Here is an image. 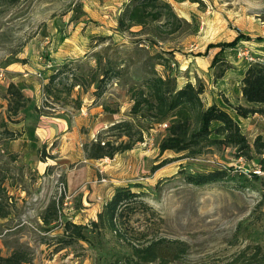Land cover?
I'll return each instance as SVG.
<instances>
[{
    "label": "rangeland",
    "instance_id": "374dc122",
    "mask_svg": "<svg viewBox=\"0 0 264 264\" xmlns=\"http://www.w3.org/2000/svg\"><path fill=\"white\" fill-rule=\"evenodd\" d=\"M127 1L19 0L11 6L0 0V203L7 212L5 218L0 217L1 255L22 248L36 259L35 264L111 263L128 253V244L119 243L110 233L98 239L85 232L87 242L61 250L56 239L62 235L65 221L88 226L97 220V213L116 188L139 184L133 191L142 193L148 208L132 217L125 227V238L137 246L158 240L178 242L183 251L177 258L151 264H264V191L259 186L241 188L237 180L202 187L185 182L187 175L213 170L264 176L254 162L237 159L233 150L224 148H208L194 158L160 152L166 134L162 124L167 122L150 126L142 133V142L110 161L90 162L85 158V146L99 136L103 142L115 140L114 132L107 130L109 124L95 128L91 119L78 117L92 102L95 86L75 87L66 96L62 89L70 81L63 80L66 86L57 88L61 90L59 99L45 98L43 85L51 67L73 65L74 73L83 72L89 79L90 72L100 71L97 57L101 66L108 60L130 59L128 74L112 80L90 107L105 104L117 110L118 121L131 120L133 102L126 90L132 83L131 74L140 69L146 54L134 53L139 37L116 32V19ZM202 1L203 6L189 2L180 6L168 0L176 14L187 13L188 21L195 19L199 31L153 43L144 48L145 52L167 55L173 51L175 65L170 64V69L174 75L183 59L205 58L212 49L242 68L248 62L238 54L247 51L257 59L264 57V0ZM229 43L235 46L227 47ZM155 70L161 74L163 67L155 65ZM238 73L231 74V83L239 79ZM10 83L31 100L17 116L9 118L6 89ZM238 92L235 86L229 92L230 109L246 106L239 102ZM218 96L223 101V90ZM31 101L34 106H29ZM230 109L249 143L258 136L264 140V116L256 114L243 120ZM59 116L67 121V134L56 128L42 142L30 138L33 144L28 145L27 134L31 137L39 121L57 125L46 117ZM116 141L125 142L126 138ZM164 160L169 163L156 169ZM52 201H57L58 221L48 226L53 228L47 232L41 216Z\"/></svg>",
    "mask_w": 264,
    "mask_h": 264
},
{
    "label": "trees",
    "instance_id": "16d2710c",
    "mask_svg": "<svg viewBox=\"0 0 264 264\" xmlns=\"http://www.w3.org/2000/svg\"><path fill=\"white\" fill-rule=\"evenodd\" d=\"M6 2L12 6L19 0H6ZM174 2L204 5L202 0H174ZM133 29L137 31H132ZM198 31L197 21L195 19L188 21L179 17L168 0H128L123 5L116 19V32L139 37L140 39L135 42L137 44L134 53L146 54L140 69L131 74L132 83L126 90L129 100L133 102L129 111L132 118L117 121L107 128L109 132H114V141L103 142L99 136L97 140L85 146L84 153L87 160L109 159L110 161L117 154L128 151L136 143L142 142V133L151 128L150 126L167 122L166 134L159 145L160 152L172 151L175 154H183L180 158H194L208 148L230 149L237 159L254 162L258 170L264 173V140L258 136L252 143L248 142L237 121L228 112L230 108L227 99H223L225 106L206 105L202 100L205 90L200 81L196 80L195 85L187 82L181 87L177 86V76L172 74L170 69V64L174 63L173 51L167 55L163 53L149 55L145 52L144 48H148L153 43H164L173 38L196 35ZM228 46L235 45L229 43ZM96 60L100 71L90 72L89 79L83 75V72L74 73L76 67L73 65L62 64L60 67H51L50 75L43 85L45 98L57 101L61 92L57 88L59 85L66 86L63 82L65 80L70 81L68 86L62 89L66 96H70L75 87L85 89L95 86L92 102H97L112 80H120L128 74L129 64L132 63L130 59H121L114 63L108 60L106 65L101 66V60L98 57ZM155 65L163 67L161 74L155 70ZM211 68L215 82L224 77L233 66L217 53L212 59ZM240 91L246 106H236L230 110L243 120L256 114L264 116V63L247 64L241 78ZM6 95L9 118L17 116L28 105L29 99H26L13 83L7 86ZM101 107L104 113L117 114V110H112L105 104H101ZM76 108L79 109V105ZM122 137L126 138L125 142L116 141ZM40 158V162H44L45 158ZM166 163L169 161L164 160V163L156 169ZM185 178V182L195 187L224 180H237L241 188L259 186V190L264 191V176L254 173L231 175L226 170H213L187 175ZM139 187V184H134L116 188L106 205L97 213V220L91 221L88 226L70 221L62 223V235L56 239L58 250L80 241L87 242L85 232L98 239H103L107 233H110L119 243L128 244L126 247L128 253L106 264H151L179 257L183 251L178 242L158 240L145 246H137L125 238V227L132 217L136 213L147 211L148 208L142 199V193L133 191ZM6 216L7 212L0 203V217ZM41 217L45 227L55 224L58 221L57 201L49 202ZM52 228L48 227L47 232ZM177 246L180 249L174 250ZM0 264H32V256L22 248L14 249L6 256L1 255L0 252Z\"/></svg>",
    "mask_w": 264,
    "mask_h": 264
},
{
    "label": "crops",
    "instance_id": "0c3cea01",
    "mask_svg": "<svg viewBox=\"0 0 264 264\" xmlns=\"http://www.w3.org/2000/svg\"><path fill=\"white\" fill-rule=\"evenodd\" d=\"M181 4H184V3H177V5H180V6H181ZM191 5H194V4H191ZM177 15L181 18L188 20L187 19V16H188L187 13L180 12ZM217 50L218 49H212L211 51H208L207 56L205 58H202V59L201 58H190V59H187V61H186V59H183L182 65H180L179 70L175 73V75L177 76V79H176L177 80V86L181 87L187 82H190L193 85H195L196 80L200 81L203 85L204 90H205L203 95H202V100L204 103H207L208 106H210L213 103H214V105L216 104L218 106L224 105L223 101H220V96H218V92H220L222 90H223L224 98L227 99V101L230 104L231 98L229 97V95H230L229 92H230V90L232 91L234 89V86H235L237 88V91H239L237 93V98L239 99V102H241L242 98H241V93H240L241 92L240 91V82H241V78H242V75H243L246 67H244V68L238 67V64H233L229 61V63H231V65L233 66V69L227 71L224 74V77H222L221 79L214 82L213 77H212L211 62H212V59H213L214 55L216 54ZM233 51L235 53V50H233ZM223 52L226 54V49ZM236 58H238V56ZM224 59L228 61L227 55H224ZM237 72H240V73H238L239 79L235 83H231V81H229L231 74L237 73ZM27 99L31 100V96L28 94H27ZM91 101H93V98L91 99ZM91 103L89 105H87V107L84 109V111L83 110L81 111L82 112L81 115L82 114H84V115L78 116L79 119L85 120L86 119L85 117H87L88 120L91 119V125L95 128H96V126H101V125H106V124L112 125L113 123H115L119 120L117 114L104 113L103 110L102 111L100 110L102 108L101 105H100V107H92V106L90 107ZM34 105H35V103H33L32 101H31V103H29V106H34ZM92 114H95V115L97 114V117H95V118L92 117L91 116ZM90 116H91V118H90ZM46 118L51 119L52 121L58 122L57 125H54L53 123L51 125L50 121H48V120H42L39 122L37 121L38 126H37V128L35 127L33 132H31V137H29V134H27L28 135V140H27L28 145L33 144L32 141L30 140V138L33 137L34 140H38L39 142H42V140H44L46 137L52 136V134L54 133V130L56 128H58L60 130V132H62V133H66L68 131L67 121L65 120L64 117L59 116L57 118H52V117H46ZM66 134H64L65 137H66ZM89 161L91 162L92 160H89ZM94 162H98V161H94ZM109 174H111V173H109ZM82 182H83V179L81 180V183ZM112 195H111V197H112ZM90 198H93V196H91ZM84 203L87 205H90L86 201H84ZM35 260L36 259H32L33 264H35Z\"/></svg>",
    "mask_w": 264,
    "mask_h": 264
},
{
    "label": "built area",
    "instance_id": "2783aa9c",
    "mask_svg": "<svg viewBox=\"0 0 264 264\" xmlns=\"http://www.w3.org/2000/svg\"><path fill=\"white\" fill-rule=\"evenodd\" d=\"M238 56H244V58L246 59V61L248 62V64H249V63H264V57H262L261 60H260V59H257L256 57L249 56L247 51H245V53H240V54H238ZM171 65L174 67L175 64H174V63H171ZM1 77H2V73L0 72V78H1ZM162 126H163L164 128L167 127L166 124H162ZM101 144H103V143H101ZM103 181H104V180H102V182H103Z\"/></svg>",
    "mask_w": 264,
    "mask_h": 264
}]
</instances>
